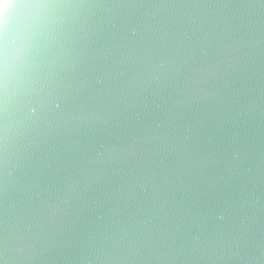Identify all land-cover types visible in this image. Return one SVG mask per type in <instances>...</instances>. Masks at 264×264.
Masks as SVG:
<instances>
[{
    "label": "clouds",
    "instance_id": "1",
    "mask_svg": "<svg viewBox=\"0 0 264 264\" xmlns=\"http://www.w3.org/2000/svg\"><path fill=\"white\" fill-rule=\"evenodd\" d=\"M27 7L17 39L9 43L0 34V198L6 201L0 264L40 259L46 225L80 191L78 181L60 204L36 206L39 183L31 173L46 145L118 119H140L138 109L146 111L151 96L190 71L200 40L207 39L202 18L190 9L177 13L176 5L33 0ZM198 19L195 29H181L182 22ZM77 23L84 26L83 34L73 37L70 29ZM61 36L68 38L51 45ZM206 74V69L198 73ZM149 152L151 147L134 138L125 148L108 150L107 157L99 154L109 165L145 161L141 172L130 170L118 191L129 209L133 204L139 208L142 197L151 200L143 213L128 211L105 225L93 245L94 264H184L238 256L228 244L195 233L178 213L162 219L174 212L169 188L174 182L146 162ZM106 172L94 169L83 182L84 191ZM119 212L113 207L107 214Z\"/></svg>",
    "mask_w": 264,
    "mask_h": 264
},
{
    "label": "water",
    "instance_id": "2",
    "mask_svg": "<svg viewBox=\"0 0 264 264\" xmlns=\"http://www.w3.org/2000/svg\"><path fill=\"white\" fill-rule=\"evenodd\" d=\"M32 2L0 0V34L9 43L19 36ZM132 2L176 5L177 13L190 9L205 22L207 39L200 40L190 71L151 96L146 111L138 109L140 119H118L85 134L51 141L38 154L31 173L39 183L36 206L60 204L69 187L81 184L71 206L46 225L44 247L34 264H94L93 245L105 225L123 219L128 211L143 213L151 197H142L139 208L133 204L129 209L118 190L130 170L141 172L145 161L102 163L108 150L125 148L134 138L152 148L146 162L174 182L169 185L174 212L162 219L178 213L195 233L228 244L238 253L232 259L184 264H264V0ZM200 22H182L180 27L195 29ZM83 28L77 23L70 35L79 37ZM66 38H55L51 45ZM201 69L207 70L202 77ZM94 169H107L105 178L84 191L83 182ZM113 207L121 212L107 214ZM5 208L6 201L0 198V240Z\"/></svg>",
    "mask_w": 264,
    "mask_h": 264
}]
</instances>
